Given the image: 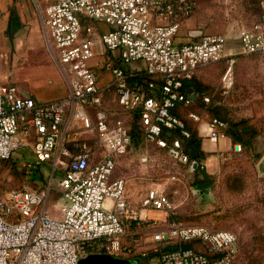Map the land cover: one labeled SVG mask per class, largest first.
Listing matches in <instances>:
<instances>
[{
    "label": "built area",
    "instance_id": "2783aa9c",
    "mask_svg": "<svg viewBox=\"0 0 264 264\" xmlns=\"http://www.w3.org/2000/svg\"><path fill=\"white\" fill-rule=\"evenodd\" d=\"M41 1L46 3L45 34L70 92L62 99L38 102L0 78V160L30 145L37 162L64 168L58 182L61 216L47 211L51 187H0V264H78L88 255L87 247L101 238L106 239L107 253L120 255L127 221L146 219L142 212L151 209L167 214L173 210L169 198L158 189H151L136 209L126 197L125 179L114 175L116 157L127 152L132 137L125 122L112 121L103 106L97 76L90 66L96 40L83 35V17L109 26L100 33L99 41L107 51L119 53L122 65L113 68L119 104L126 111L140 110L146 138L193 168L183 145V137L189 138L191 132L173 111L193 103L183 87L198 69L225 58L224 34L203 32L190 35L185 43L176 41L182 22L197 8L195 0ZM261 3L260 21L240 32L243 50L249 54H264V0ZM137 61L145 64L144 72L152 79L150 88L161 82L153 94L129 83L140 71L126 66ZM223 81L227 88L234 83L231 67ZM203 100L210 99L204 96ZM190 116L199 120L194 113ZM226 126L219 118L210 119L209 139L217 142L226 137ZM176 131L182 137L172 136ZM91 132H96L97 145L104 150L97 159L96 147L85 138ZM233 149L241 151L242 145L234 143ZM152 241L159 264H234L241 250L234 231L178 220L155 230ZM190 242L203 245L206 252L182 245Z\"/></svg>",
    "mask_w": 264,
    "mask_h": 264
},
{
    "label": "rangeland",
    "instance_id": "374dc122",
    "mask_svg": "<svg viewBox=\"0 0 264 264\" xmlns=\"http://www.w3.org/2000/svg\"><path fill=\"white\" fill-rule=\"evenodd\" d=\"M239 2L240 0H199L192 15L196 28L204 33L224 34L227 39V56L218 63L203 66L206 68L203 80L194 78L192 82L202 96L204 94L209 97V102H205L200 96L195 104L181 105V108L188 117L182 119L191 134L197 135L199 125L212 118L223 119L228 125L243 132L244 138L248 139L247 142H242V150L230 149L223 152L210 168L212 170L203 164L202 168L207 173L205 176L196 172V167L173 159L166 149L149 141L140 131L142 129H138L139 132L136 130L131 135L132 142L127 152L116 157L114 175L125 179L126 197L136 209H139L141 200L151 189L164 193L173 205L171 213L165 212L166 220L147 217L136 220L138 224H131L129 227L127 221V231L132 230L133 226L152 227L153 235L157 228L166 227L173 217L186 223L228 229L234 231L240 240V256L234 264H264V54H249L243 50L240 31L252 26L253 22H250L248 16H239ZM260 14L259 9L258 15L261 16ZM82 25L85 37L97 38L101 32L97 21L91 18L83 17ZM44 35L45 32L41 30L37 39L45 41ZM22 40L23 45H28V37H23ZM51 53L49 51L46 64L53 67L55 61ZM18 56L15 50L11 55L4 53L1 56L0 78L6 85L14 82L13 77L21 79L22 83L28 82L23 78L25 71L21 70L25 68L17 65L14 68V60ZM118 65L122 64L119 62ZM230 67L234 83L227 88L223 77ZM112 102L108 107L111 120H123L132 132L134 113L121 108L114 100ZM190 112H196L199 120L191 118ZM95 147L100 156L104 152L103 147ZM204 161L205 159L203 163ZM32 170L43 177L41 190L51 187L48 204L56 212L53 214L60 215L59 208L55 206L60 197L58 182L64 168H54L51 162L35 161L34 154L29 150L20 149L11 158L0 160V187L21 188L27 185L25 176ZM201 181L203 183L199 184ZM151 242L152 246L146 247V250L133 254L122 251L117 256L135 259L143 255V251L146 252L145 255H152L155 252L154 243ZM133 264L143 263L137 261ZM144 264H159L158 254Z\"/></svg>",
    "mask_w": 264,
    "mask_h": 264
},
{
    "label": "crops",
    "instance_id": "0c3cea01",
    "mask_svg": "<svg viewBox=\"0 0 264 264\" xmlns=\"http://www.w3.org/2000/svg\"><path fill=\"white\" fill-rule=\"evenodd\" d=\"M195 1L197 2L198 5L199 0H195ZM45 4L46 3L41 0H0V59L4 53H8L9 55H11L14 52V50L16 54H19V56L14 60V68L16 67L15 65H17V67L25 68L21 70L25 71V75L23 76V78H26L28 82L22 83L21 79L19 80L13 77L14 82L11 84L16 85L23 96L33 97L38 102H48L51 100L62 99L65 98L70 92L69 85L65 80L64 76L62 75V73L60 72L57 62L51 53V49H50L51 47L46 37V34L44 35L45 41H41L37 39V36L39 35L41 30L45 32L43 25ZM239 5H240V9H238V11L240 12L239 16L240 17L248 16L251 19L250 22H253L252 26L242 28L241 30L247 28L248 29L253 28L254 24L258 23L261 18V16L258 15L259 9L262 14L263 6L261 0H240ZM97 24L101 32L109 29V26L103 22L97 21ZM196 30L200 31L199 28H196L193 16L189 17L188 19H185L181 24V29L179 35L177 36L176 41L178 43H185L189 41V39H191L190 37L191 31H196ZM100 33L97 36V38H94L96 40V44H95L96 54L90 60V66L93 68L97 76V84L101 89L103 106L105 107V109L110 111L108 107L112 105L113 100L117 102V105L122 108V106L118 102V96H117L116 88L114 86V73H113V68L119 66L118 64L120 62V58L118 51H107L102 46V44L99 41ZM23 37H28L29 39L28 45L27 44L23 45V40H22ZM49 51L51 53L53 60L55 61V65L53 67L46 64V60H47L46 58L48 57ZM226 56L227 54H225V57ZM144 66L145 64L143 62L137 61L127 65L126 68L128 70L136 69L138 71H144ZM205 72H206L205 67L199 68L194 78L196 80H203ZM20 75L22 74L20 73ZM191 89L192 92L190 94L195 95L192 104H195L197 99L200 96H202V94L193 85H191ZM204 96L205 95L203 94V97ZM89 111L92 114V116L95 117L94 110L90 108ZM175 112L179 115L180 118L183 117L186 119L188 118L184 114V110L183 108H181V106L176 108ZM190 113H194L197 116H199L196 112H190ZM208 123L209 121L205 122V124L199 125V131L197 137L201 141L202 150L207 153V156L204 161L205 163L203 164H205L209 170H212L210 168H212L215 165V163L221 157L222 153L227 152L230 149H233L234 143L232 142L233 140H231L227 136L221 138L217 142L211 141L208 137ZM172 136H176V135H173L172 133ZM81 138L84 137L81 136ZM85 138L89 139L92 145L94 146L97 145L96 132H91ZM20 149L29 150L30 152L33 153L32 147L30 145L29 146L27 145L17 149L13 153V156L17 154V151L19 152ZM100 156H98V153L96 151L95 159L99 158ZM29 166H30V162H29ZM28 174L29 175L25 176L26 177L25 181L27 185L23 187L31 188L35 190H41L40 188L42 187L40 184L43 183V177L36 174L33 170L31 171V173ZM28 180L30 181L28 182ZM51 207L52 206L49 207V204H47V211L50 213V215L55 217H60L61 213L60 215L53 214L56 212L53 211ZM55 207H58V204ZM142 213L143 214L146 213L147 217L153 220L167 219V214L159 210L155 211L151 209L148 211H143ZM135 223L138 224V222L136 221H132V223L131 221L127 222L128 227L131 226V224L134 225ZM131 229L132 230L127 231V234L123 239L124 251L133 254L139 252L140 250H146L145 248L150 245L152 246V242H151L153 236L152 227L133 226L131 227ZM194 246H196L201 250H206L205 247L199 243H195ZM96 253L106 254L107 252L105 249L104 252H96ZM142 253L143 255L146 254L145 251H143ZM117 257H121V256H117Z\"/></svg>",
    "mask_w": 264,
    "mask_h": 264
},
{
    "label": "trees",
    "instance_id": "16d2710c",
    "mask_svg": "<svg viewBox=\"0 0 264 264\" xmlns=\"http://www.w3.org/2000/svg\"><path fill=\"white\" fill-rule=\"evenodd\" d=\"M82 21H83V18H82ZM151 80H152L151 77L146 72L140 71V72L137 73V75L129 78V83L131 85H137L138 84V85L142 86L146 90L147 93L153 94L155 91H157L159 89V85L161 84V82L159 80L156 81L157 87L152 89V88L149 87V82ZM192 80L186 82L184 87H183V92L188 94V96H190V92H192L191 91L192 90L191 89ZM202 98H203V96H202ZM173 112L177 116H179L175 112V110ZM133 113H134V117H135V122H134V125H133V128H132V132H130L131 135L133 136L134 132H136V130L138 131V129H142L140 131H142V133H144V135H145L144 129H143L141 123H140L141 111L137 110V111H134ZM221 120H223V119H221ZM226 124H227V126L224 129V132H225V134L227 136H229L234 141V143H240L241 145H243V143H242L243 141L244 142L248 141V139L244 138V133L243 132H241L239 129L233 128L232 126H230V124L228 125L227 122H226ZM186 128L188 129L187 125H186ZM173 135L182 137V135H181V133L179 131L174 132ZM164 136L168 137V134L165 133ZM183 145H184V151L189 156L190 161L198 163V166L195 168V171L198 172V173L199 172L203 173L205 176H207L206 171L202 168L203 167V160L206 158L207 153L202 150L201 141L197 137L196 133H192L189 138H184L183 137ZM188 164H190V163H188ZM202 183H203L202 181L199 182V184H202ZM171 220H177V219L173 217ZM105 243H106V239L105 238L98 239L91 246L87 247L86 252L88 254L96 253V252H104L105 251ZM194 244H195V242H193V243L190 242V243H183L182 245L184 247H187V248L188 247L197 248L196 246H194ZM171 247H177V245H173ZM162 248H161V250H162ZM197 249H199V248H197ZM203 251L206 252V250H203ZM154 252L155 253L152 254V255L151 254L144 255V256L140 255L139 257H136L137 261L139 263H143V264L148 262L150 260V258H152L153 256H156L157 254L159 255V252H156V251H154Z\"/></svg>",
    "mask_w": 264,
    "mask_h": 264
},
{
    "label": "water",
    "instance_id": "95a60500",
    "mask_svg": "<svg viewBox=\"0 0 264 264\" xmlns=\"http://www.w3.org/2000/svg\"><path fill=\"white\" fill-rule=\"evenodd\" d=\"M203 32L202 31H191L190 35L193 37L200 36ZM191 97H195V95H191ZM198 163L194 162V167H197ZM131 260L117 257L112 254H98V253H91L86 256L81 257L78 264H130Z\"/></svg>",
    "mask_w": 264,
    "mask_h": 264
},
{
    "label": "flooded vegetation",
    "instance_id": "af4514ba",
    "mask_svg": "<svg viewBox=\"0 0 264 264\" xmlns=\"http://www.w3.org/2000/svg\"><path fill=\"white\" fill-rule=\"evenodd\" d=\"M131 260V263L133 264L134 262H137V258H129Z\"/></svg>",
    "mask_w": 264,
    "mask_h": 264
}]
</instances>
